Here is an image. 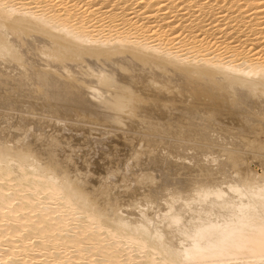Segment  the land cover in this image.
I'll list each match as a JSON object with an SVG mask.
<instances>
[{
  "label": "bare ground",
  "instance_id": "6f19581e",
  "mask_svg": "<svg viewBox=\"0 0 264 264\" xmlns=\"http://www.w3.org/2000/svg\"><path fill=\"white\" fill-rule=\"evenodd\" d=\"M264 0H0V264H264Z\"/></svg>",
  "mask_w": 264,
  "mask_h": 264
},
{
  "label": "rangeland",
  "instance_id": "374dc122",
  "mask_svg": "<svg viewBox=\"0 0 264 264\" xmlns=\"http://www.w3.org/2000/svg\"><path fill=\"white\" fill-rule=\"evenodd\" d=\"M262 140H260L264 144V130L261 132L260 137Z\"/></svg>",
  "mask_w": 264,
  "mask_h": 264
}]
</instances>
